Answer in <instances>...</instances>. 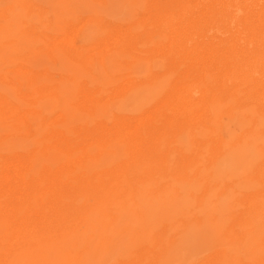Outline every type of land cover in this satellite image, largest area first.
Instances as JSON below:
<instances>
[{
  "label": "bare ground",
  "instance_id": "1",
  "mask_svg": "<svg viewBox=\"0 0 264 264\" xmlns=\"http://www.w3.org/2000/svg\"><path fill=\"white\" fill-rule=\"evenodd\" d=\"M162 9L163 74L150 93L128 91L138 103L131 116L125 91L104 100L83 93L81 105L61 91L32 90L24 99L13 78L31 89L40 75L1 71L8 82L0 86V264H64L63 251H84L75 264H194L206 249L204 264H258L252 240L227 234L217 220L240 209L264 244V0H165ZM226 184L249 195L216 193Z\"/></svg>",
  "mask_w": 264,
  "mask_h": 264
},
{
  "label": "rangeland",
  "instance_id": "2",
  "mask_svg": "<svg viewBox=\"0 0 264 264\" xmlns=\"http://www.w3.org/2000/svg\"><path fill=\"white\" fill-rule=\"evenodd\" d=\"M8 1H9V3H8ZM42 1L46 2V4H43ZM56 1L57 0H55V2ZM60 1H61V4H60ZM81 1L84 2L83 5H81L82 4ZM114 1L115 0H110V1L109 0L108 1L107 0H96V1L95 0L94 1L93 0H58L56 3H54V0H51V3H52L51 4L49 0L48 1H46V0L45 1L44 0H24V1H22V0H5V1L0 0V4H1L0 5V22L2 23V24H0V30H1V25H2V29H3V25L6 23L4 29L2 31H0V39H1L0 47L2 48V49H0L1 50V52H0V60H1L0 66H2V68H4L3 65L4 64L7 65L4 68V70H2V68L0 69V73H1L0 74V86H1V84L4 85L5 82H8L3 78L2 72H9L8 75L11 78H13L14 71H21V72L27 71V72L31 73L32 78L37 76V75H40L41 79H43L44 81L46 80L48 82L45 83L42 80L41 84H40L41 86H39V85L34 86L33 88L30 89V87L27 84L23 85V84L19 83L18 80L14 81V78H13V81H12V82H14V83H12V84H14L13 86L16 87V85H17L16 89L19 93L22 94V95L21 94L20 95L24 99H25L26 95H27V97H29L32 94L31 93L32 90H36V91L43 90V91L48 92L52 96H55L56 91L57 92L61 91V92L66 93L67 97L68 96L71 97V100H72V101H70L71 103L81 105L82 101H83V93H87V94L99 93L98 96L104 100L106 96L111 97L112 95L120 94L121 92L125 91V92H127V94L124 96L125 98H123V101L121 99L119 102L122 101V103L124 105L123 109L125 112H127L126 115H129V116L133 115L135 112L134 108H135V106H137L138 103L136 104V102H133V101H136V99L134 97L132 98L128 91L134 92V91H137V89H139V91H137V92H140L142 94H147L148 92L150 93L151 91L156 89V87L158 85L154 86V83L157 84V82L161 79V75L163 74V70H162L161 65H160V60H159L160 58H159L158 49L161 45L165 44V41L167 40V35L164 32V30L162 29L161 23L159 21L160 15H161L159 13H160V10H161V12L163 11L162 8H163L165 0H123V2H122V0H116L117 2L121 1V2H119V4L116 1L115 2ZM48 2L51 4V6ZM71 2H73L72 5H71ZM74 2H76V3H74ZM94 2L99 4V6L101 5L102 8L99 7L96 3L94 4ZM108 2L110 3L111 6H109ZM63 3H64V5H63ZM56 4H59V5L55 6ZM86 4H88V5L85 6ZM61 5H63V6L61 7ZM79 5H80V7H79ZM106 5L108 6V7H106V11L109 9V11H107V12L105 11ZM13 6H14V8H13ZM20 6H21V8H20ZM117 6H119V7H117ZM69 7L70 8L72 7V11H70L71 9ZM78 7L81 10L83 8H85V9L81 11ZM109 7H111V8H109ZM112 7L114 9H116V8L117 9L114 10ZM52 8H53V10H52L53 12H52V14H50L51 12L49 10ZM73 8H74V10H73ZM15 9H16V11H14ZM65 9L67 10L68 13L67 12L64 13ZM68 9H69V11H68ZM103 9H104V11H103ZM100 10H102L103 12ZM76 11H77V15H76ZM99 11H100L101 15H100ZM112 11L115 13V15H113V16H112V14H113ZM8 12H11V13H8ZM70 12H71V14L73 13L74 16H73V14L71 16ZM109 12L112 14H108ZM32 13L33 14L36 13L34 15L35 18H34ZM17 14H19V15L17 16ZM24 14H25V16H24ZM43 14L48 15V16L45 17ZM56 14L59 17L61 16V18H58V16ZM64 14H66V15H64ZM67 14H70V15L67 16ZM9 15H10V17H9ZM117 15H119V16L117 17ZM123 15H124V18H123ZM44 17H45V19H44ZM7 18L8 19L10 18V20H8ZM75 20H77V21H75ZM93 20H94V22L95 21H97V22L94 23ZM30 21L33 23H29ZM55 21H56V23L58 22L59 25L61 23V25L64 27L59 26L58 24H57L58 25L57 26ZM84 21H86V22H84ZM9 22H10V24H9ZM12 22L14 25L12 24ZM27 22L29 24L28 25L29 27L27 26ZM18 23H19V26L17 25ZM90 23H94L95 26H93V24L90 25ZM98 23H100V24H98ZM74 24H75V26H74ZM80 24H82V26ZM55 25H56V29H54V27H53ZM7 26H9L10 28ZM76 26H77V28H76ZM78 26H81V29ZM78 29H79V31H77ZM47 30H51V31H47ZM75 30L77 33L75 32ZM105 30H107V31L105 32ZM58 31H61V33L62 32L63 33L60 34V33H58ZM70 31H71V33H70ZM6 32H7V34H6ZM72 34H73V36H72ZM84 34L88 35V36H84ZM14 35H16L17 38H15L16 36L14 37ZM65 35L66 36L68 35L67 37L69 40L67 39V37ZM8 36H9V39H8ZM25 36H26L25 39L23 38L22 40H20L22 37H25ZM30 37L33 38L32 39L33 41L35 38H37L36 42L35 41L32 42ZM112 38H113V40H112ZM12 39H14L15 40L14 42H16V43H13ZM27 39H28V41H26ZM53 39L55 40V42L53 41ZM60 39H63V40L61 41ZM136 39L138 41H136ZM89 40H93V41L90 42ZM154 41H155V43H154ZM70 42H72V44H69ZM11 43H12V46H11ZM39 43H41V44H39ZM51 43H52V45H51ZM85 43H87V44H85ZM19 44H21V45H19ZM24 44H25V46L27 45L26 47L30 46L29 52H31V53L25 52L28 50V48H25V46H22ZM53 44L54 45L56 44L58 47V48L55 47V49H58L59 52L67 55V57H70L71 61L69 59H64V60L58 59L55 56V53H57L58 51L56 52V50H54V48H53L54 51L52 50ZM35 45H38V46H35ZM34 46H35V48H34ZM129 46H131V47H129ZM17 47H18V49H17ZM22 47L25 49L23 50ZM59 47H60V49H59ZM19 48H21V50ZM33 48H34V53H32ZM70 48L72 50H70ZM15 50H18V51H15ZM52 51L54 53H52ZM24 52H25L26 56H24L25 55ZM59 52H58V54H59ZM28 53L30 54V56H32V54H33V57H30V58L31 59L33 58L32 59L33 63L35 61L34 64L33 63L30 64L32 61L29 58ZM42 53L43 54L45 53L43 56L47 55V57L45 56L46 58H43V61L45 63L40 61V63L41 64L43 63V65H38L39 60H42V59L37 58V55L40 57V55ZM16 54L17 55L24 54V55H21L19 57ZM8 55H9V58L11 60L9 58H7ZM22 57H24L25 59ZM15 58H16V60H15ZM36 58H37V60H36ZM40 58H42V56ZM48 58H50V59H48ZM3 59H4V61L2 63ZM13 59H14V61H13ZM26 59H29L27 61H29L30 62L29 64L33 65V68L35 67V69H31L32 66L30 67L29 64L25 65ZM129 59L132 61H130ZM21 60H23V61H21ZM50 61H51L53 66L50 65L51 64ZM116 61H118V62H116ZM155 61L159 62L158 63L160 65V66L158 65L159 67L156 65ZM6 62L7 63L10 62L9 64H11V66H9ZM46 62L50 63L49 66L52 67L53 71L49 70L50 67L48 66V64ZM57 62H59V63H57ZM36 63H37V65H36ZM145 63H146V65H145ZM69 64H71V65H69ZM16 65H17V67H16ZM12 66H14V67H12ZM70 66H71V68H70ZM78 68L80 69V71L78 70ZM152 68H154V69H152ZM41 69H43L42 73H41ZM117 69H119V70L117 71ZM126 70H128V71H126ZM50 71L53 72V74ZM66 71H67V73H66ZM104 73H110L109 77L111 75L110 78L108 77L107 80H105L106 82L101 81L103 79L99 77L101 75H104ZM45 74H46V76H44ZM9 76H8V79H10ZM78 77H80V79ZM122 78H123V80L125 79L124 80L125 83H124V81H121ZM56 81H58V82H56ZM51 82H52V84H51ZM53 83L55 85H53ZM115 83H117V84L119 83V85H117ZM104 84H106V85H104ZM62 85H63V88H62ZM67 85H69V86H67ZM150 85H151V88H149V87L148 88L151 91H148L147 86H150ZM65 86H67L70 89L67 90L68 88ZM55 87H56V89H54ZM57 87H59V88H57ZM117 87H118V89H117ZM119 88H122V89H119ZM59 89H61V90H59ZM157 89H158V87H157ZM70 90L71 91L73 90L74 92L71 93ZM146 91H148V92H146ZM29 93H30V95H29ZM27 97H26V101H27ZM129 102H130V104H129ZM133 104H135V106ZM126 106H128L129 108H127ZM130 106H132L134 108L131 109ZM144 107L145 106H143V108ZM127 109H129V111H127ZM52 115H53V113H49L48 117L49 116L52 117ZM121 115H123V114H121ZM200 144H201V147L204 146L203 142H201V141H200ZM231 189H232V187L229 184H226L223 187H218V189H216V193H218L220 196L228 195L230 197H231V195L234 194L233 196L235 198L237 197L236 199L241 200V201H242V198L244 196L247 197L249 195V193H246L245 190H241V189L239 190L238 188H234V190H231ZM229 190L232 191L233 193H231ZM236 213H238V214L233 216L234 218L232 220L226 221L225 218L218 219L217 225L221 230L223 228L227 229L226 230L227 234L230 233V234L234 235L236 238H239V240H241V241L244 239L243 240L244 243H246V242L248 243L250 240H252V241H250L251 245L248 243L249 249H252L253 251L257 252V254H256L255 252L250 251L251 253H255L254 257H257L258 264H259L261 261L260 260L261 257H264V256H262L263 255L262 252L264 251L263 240L259 237L260 240L258 239L259 241H257L258 237L251 234V232H253V227L249 222H247L246 220L241 218V216L243 214L242 211L240 209H238ZM236 226H238V227H236ZM241 226L243 229L245 227V231L241 228ZM250 227H252V228H250ZM249 228L252 231L248 230ZM249 234L253 235V236L250 237ZM249 237H250V239H249ZM250 246H251V248H250ZM258 246L259 247L262 246V247L259 248ZM258 249L259 250L261 249V250L258 251ZM123 252H124L123 253L124 257H126L128 251H123ZM129 252L136 253L137 251H134V252L129 251ZM202 252H205V253H202ZM259 252H261V253H259ZM200 253H198V256L193 261L194 264H204L206 261H208L210 259L211 254H209L210 253L209 250H207V249L205 251L202 250ZM48 254L50 257H54L56 254V251H48ZM62 254H63V257H66V258H64V261H63L64 264H69V263L75 264L80 259L81 255L84 254V251H63ZM259 254H261V255H259ZM200 258H203V259H200ZM73 261H75V262H73ZM110 261L108 262V264H111L112 262L114 264V259L110 260ZM261 263H264V258H262Z\"/></svg>",
  "mask_w": 264,
  "mask_h": 264
}]
</instances>
